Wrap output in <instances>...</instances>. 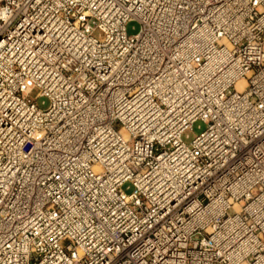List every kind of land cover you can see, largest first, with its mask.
<instances>
[{
	"label": "built area",
	"instance_id": "obj_1",
	"mask_svg": "<svg viewBox=\"0 0 264 264\" xmlns=\"http://www.w3.org/2000/svg\"><path fill=\"white\" fill-rule=\"evenodd\" d=\"M0 264H264V0H0Z\"/></svg>",
	"mask_w": 264,
	"mask_h": 264
},
{
	"label": "rangeland",
	"instance_id": "obj_2",
	"mask_svg": "<svg viewBox=\"0 0 264 264\" xmlns=\"http://www.w3.org/2000/svg\"><path fill=\"white\" fill-rule=\"evenodd\" d=\"M139 24L137 21L132 20L129 21L126 25V31L128 34H134L137 33L139 30ZM47 101L44 97H39L37 99V105L39 106H44L46 105ZM205 129V124L202 120H196L192 125L191 128L186 130L183 135L182 138L183 140L188 143L194 136H196L198 133H200L201 131H203ZM124 190L126 192H129L131 190V187L129 186L128 188H126V185L123 187Z\"/></svg>",
	"mask_w": 264,
	"mask_h": 264
}]
</instances>
